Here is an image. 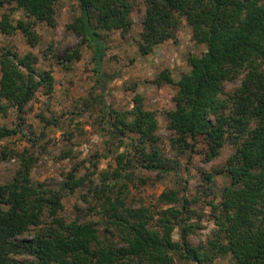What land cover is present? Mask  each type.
I'll list each match as a JSON object with an SVG mask.
<instances>
[{
	"label": "trees",
	"instance_id": "16d2710c",
	"mask_svg": "<svg viewBox=\"0 0 264 264\" xmlns=\"http://www.w3.org/2000/svg\"><path fill=\"white\" fill-rule=\"evenodd\" d=\"M67 2L72 7L65 29L80 40L60 62L66 69L88 47L98 73L107 36L119 32L126 38L133 28L131 14L140 6L145 13L136 44L142 55L176 41L186 21L193 42L205 51L189 54L190 71L177 82L168 69L154 80L157 86L177 87L174 107L164 112L170 147L179 157L201 144L206 161L216 159L225 145L232 153L215 171L204 173L205 186L198 190L202 198L167 187L157 202L173 205L153 214L128 204L127 181L137 169L154 172L155 182L178 177L177 161L166 158L156 111L145 108L140 94L133 95L131 109L101 110L104 135L123 151L115 157L117 166L99 171L96 179L78 176L83 166L78 162L60 183L34 181L33 153L13 151L18 169L11 181L0 184V264H174L175 255L189 264L218 259L264 264V0H0V35H20L37 48L43 43L39 25L55 30ZM48 61L46 54L20 56L1 47L0 115L16 110L23 125L26 105L38 94L52 93ZM18 125L0 128V140L19 132ZM110 152L92 156L94 171ZM70 155L69 149L62 154ZM219 175L222 184L215 191L210 184ZM76 194L89 207L75 206V218L67 219L64 200ZM197 201L209 207L215 228L204 243L191 245L188 238L201 228L200 220L191 222L193 216L201 218L191 208Z\"/></svg>",
	"mask_w": 264,
	"mask_h": 264
},
{
	"label": "rangeland",
	"instance_id": "374dc122",
	"mask_svg": "<svg viewBox=\"0 0 264 264\" xmlns=\"http://www.w3.org/2000/svg\"><path fill=\"white\" fill-rule=\"evenodd\" d=\"M70 3H65L64 9L58 14L55 30L39 25L38 31L43 43L37 48H30L20 35H0V49L8 46L20 56L28 52L39 57L46 54L49 57L48 64L52 63L55 81L50 95L38 94L26 105L23 125H18L16 110L0 115V128L14 129L18 125L20 129L16 134L0 140V184L11 181L18 169L13 151L22 152L24 149L30 150L36 158L31 170L34 181L60 183L63 173L78 162H83L78 176L85 179H96L99 171L115 168V157L122 153L123 148L116 149L115 144L110 143L108 136L104 135L103 129L107 123L101 119V110L110 106L131 109L133 95L140 94L145 108L156 111L159 124L157 135L161 138V147L166 158L177 161L175 170L178 177L171 175L155 182L154 172L137 169L131 181H127L128 204H134L135 208L144 206L154 214L155 210H163L173 205L157 202L158 196L167 187L185 188L187 194L199 196L198 190H203L205 186L202 181L204 173L215 171L216 166L222 164L232 150L229 145H225L216 159L206 161L200 144L191 155L176 157L175 150L170 147L171 131L167 128L164 112L174 107L177 87L157 86L154 80L162 70L168 69L177 82L190 71L189 54L204 52L205 46L193 42L190 26L183 20L176 41H166L158 45L153 53L142 55L136 44L145 13V7L140 6L131 14L133 28L126 38H122L119 32H112L107 36L106 43L104 42L107 51L98 73L94 71L92 54L88 47H83L80 60L70 63L66 69L60 62L80 40L65 29L71 13ZM38 63L40 67L48 68L45 60H39ZM237 84L239 81L229 84L227 89ZM69 133L72 134L70 140L66 137ZM67 149L71 150V155L63 157L62 154ZM110 149L107 157L99 158L97 170L94 171L90 162L92 156L95 153L102 155ZM3 152L6 157L2 156ZM214 180L215 184L210 185L217 191L222 184L221 175ZM199 197L202 198L201 195ZM191 198L189 197L190 200ZM64 202L63 215L67 219L75 218L76 207L82 211L89 207L77 194L67 197ZM191 208L201 216L200 219L193 216L191 222L200 220L201 228L190 235L188 240L191 245H198L209 238L215 226L210 209L204 201L193 202ZM173 239H179L177 230L173 233ZM174 264L189 263L175 255ZM213 264H229V259H218Z\"/></svg>",
	"mask_w": 264,
	"mask_h": 264
}]
</instances>
